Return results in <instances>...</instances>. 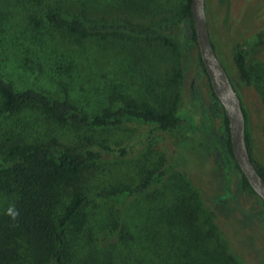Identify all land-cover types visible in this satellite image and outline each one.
I'll return each mask as SVG.
<instances>
[{
  "label": "rangeland",
  "instance_id": "obj_1",
  "mask_svg": "<svg viewBox=\"0 0 264 264\" xmlns=\"http://www.w3.org/2000/svg\"><path fill=\"white\" fill-rule=\"evenodd\" d=\"M182 6V0H0V74L14 88L66 97L88 115L132 99L172 108L192 125L74 130L28 112L0 119V144L128 145L132 157L104 155L81 174L78 186L87 194L131 186L174 164L133 197L91 196L84 206L87 228L73 244L80 258L100 259L107 251L116 264H264V209L240 186L224 147L223 110L199 66ZM204 6L215 54L246 111L250 155L264 166V0H204ZM46 8L89 22L168 25L174 46L162 37L130 34L76 40L46 23ZM236 50L244 55L247 81L233 64ZM176 68L182 75L172 83ZM184 198L197 208L192 226L175 209ZM7 203L0 194V214ZM61 207L56 204L55 212ZM116 209L120 229L106 235Z\"/></svg>",
  "mask_w": 264,
  "mask_h": 264
},
{
  "label": "trees",
  "instance_id": "obj_2",
  "mask_svg": "<svg viewBox=\"0 0 264 264\" xmlns=\"http://www.w3.org/2000/svg\"><path fill=\"white\" fill-rule=\"evenodd\" d=\"M189 1L182 0L180 15L187 21L189 39L195 43ZM42 17L53 28L76 40L88 36L130 34L143 38L162 37L164 42L174 46L166 35L169 26L164 24L138 26L128 22H89L73 15L66 16L56 8H46ZM232 60L241 79L247 81L244 55L236 50ZM199 66L204 72L200 59ZM181 75V69L176 68L168 79L175 83ZM241 108L245 122V143L250 155L248 119L242 103ZM24 112L74 130H105L129 124L150 125L160 130L192 128L190 121L176 114L172 108L157 110L146 102L137 103L132 99L88 115L66 97L49 95L33 87L16 89L0 74V119ZM222 120L225 129L223 144L232 157L224 113ZM132 154L128 145L113 147L108 143L83 147L55 146L17 139H6L1 143L0 194L7 198L8 203L0 214V264H116L107 251L102 253L100 259L89 256L80 258L75 253L74 241L88 225L84 212L86 202L91 196H122L124 199L133 197L148 186L160 182L174 164L169 163L162 169L147 172L131 186L112 187L93 194L82 192L78 183L81 174L104 155L132 157ZM251 160L257 173L264 179V166L256 163L252 157ZM234 165L240 186L254 194L235 162ZM60 203V211L55 212L56 204ZM261 203L264 209V203ZM10 205H15L19 212L15 220L6 214ZM175 209L185 225H193L197 208L192 202L184 198ZM119 211H114V221L106 235L120 229Z\"/></svg>",
  "mask_w": 264,
  "mask_h": 264
},
{
  "label": "water",
  "instance_id": "obj_3",
  "mask_svg": "<svg viewBox=\"0 0 264 264\" xmlns=\"http://www.w3.org/2000/svg\"><path fill=\"white\" fill-rule=\"evenodd\" d=\"M190 19L198 55L211 91L227 120L231 154L253 193L264 203V179L257 173L245 143V122L241 101L211 45L204 0L189 1Z\"/></svg>",
  "mask_w": 264,
  "mask_h": 264
},
{
  "label": "clouds",
  "instance_id": "obj_4",
  "mask_svg": "<svg viewBox=\"0 0 264 264\" xmlns=\"http://www.w3.org/2000/svg\"><path fill=\"white\" fill-rule=\"evenodd\" d=\"M7 215H9L13 220L19 215L18 210L15 208V205H10L7 209Z\"/></svg>",
  "mask_w": 264,
  "mask_h": 264
}]
</instances>
